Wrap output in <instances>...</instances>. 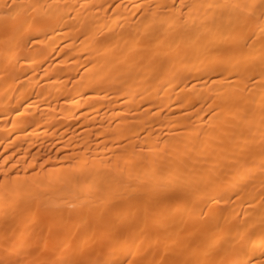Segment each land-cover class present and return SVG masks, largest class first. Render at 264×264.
<instances>
[{"label":"bare ground","instance_id":"6f19581e","mask_svg":"<svg viewBox=\"0 0 264 264\" xmlns=\"http://www.w3.org/2000/svg\"><path fill=\"white\" fill-rule=\"evenodd\" d=\"M261 4L0 0V264L264 260Z\"/></svg>","mask_w":264,"mask_h":264},{"label":"rangeland","instance_id":"374dc122","mask_svg":"<svg viewBox=\"0 0 264 264\" xmlns=\"http://www.w3.org/2000/svg\"><path fill=\"white\" fill-rule=\"evenodd\" d=\"M36 218V225H39V224H41V227H42V233L44 232L43 230L46 228V233H47V229H48V224L45 222L46 221V219L45 218H47L45 215H43V214H37V216L35 217ZM43 223V224H42ZM193 223H195V222H192V223H190V226L188 227L187 226V230L189 229V228H193L192 226H194V225H191V224H193ZM45 225H46V227H45ZM196 229V228H195ZM44 234V233H43ZM47 236H48V234H47ZM46 236L44 235V238H45ZM47 239H48V237H47ZM44 240H46V239H44ZM104 245V243L102 244V243H100V244H94V245H92L89 249H93V247H94V249H97V248H101V246H103ZM96 247V248H95Z\"/></svg>","mask_w":264,"mask_h":264},{"label":"snow or ice","instance_id":"6c2138e0","mask_svg":"<svg viewBox=\"0 0 264 264\" xmlns=\"http://www.w3.org/2000/svg\"><path fill=\"white\" fill-rule=\"evenodd\" d=\"M261 6L264 7V0H262V4H261ZM237 7H240V6L237 5ZM246 264H252V261L249 260V261L246 262ZM259 264H264V260H261V261L259 262Z\"/></svg>","mask_w":264,"mask_h":264}]
</instances>
